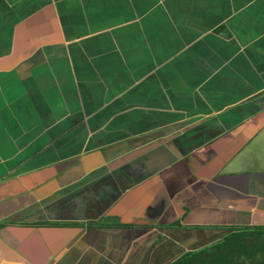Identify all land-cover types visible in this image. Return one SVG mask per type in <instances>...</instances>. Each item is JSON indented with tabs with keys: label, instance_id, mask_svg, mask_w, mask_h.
I'll use <instances>...</instances> for the list:
<instances>
[{
	"label": "crops",
	"instance_id": "obj_1",
	"mask_svg": "<svg viewBox=\"0 0 264 264\" xmlns=\"http://www.w3.org/2000/svg\"><path fill=\"white\" fill-rule=\"evenodd\" d=\"M0 224V264L264 225V0H0Z\"/></svg>",
	"mask_w": 264,
	"mask_h": 264
},
{
	"label": "trees",
	"instance_id": "obj_2",
	"mask_svg": "<svg viewBox=\"0 0 264 264\" xmlns=\"http://www.w3.org/2000/svg\"><path fill=\"white\" fill-rule=\"evenodd\" d=\"M3 226L5 224H0V228ZM99 226L102 225L94 222L88 224V227ZM171 227L183 226L177 222ZM207 228L225 231L227 234L215 243L185 253L171 264H264V225Z\"/></svg>",
	"mask_w": 264,
	"mask_h": 264
}]
</instances>
